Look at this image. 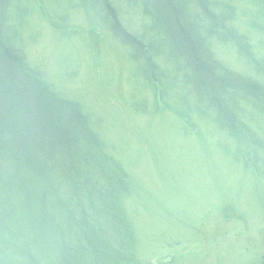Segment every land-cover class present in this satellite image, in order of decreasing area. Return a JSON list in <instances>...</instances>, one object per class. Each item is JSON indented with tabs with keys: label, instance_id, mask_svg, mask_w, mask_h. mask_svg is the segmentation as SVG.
Returning a JSON list of instances; mask_svg holds the SVG:
<instances>
[{
	"label": "rangeland",
	"instance_id": "1",
	"mask_svg": "<svg viewBox=\"0 0 264 264\" xmlns=\"http://www.w3.org/2000/svg\"><path fill=\"white\" fill-rule=\"evenodd\" d=\"M109 1L112 10L95 0L18 3L22 22L13 44L28 81H40L46 107L57 116L80 110L79 127L91 140L92 154L64 146L67 166L53 163L23 183L4 184L8 193L17 191L15 204L0 201L1 237L10 235L8 224L18 210L47 230L55 220L63 245L55 252L44 249L34 260L15 245L21 238L11 239L9 247L25 258L13 254L17 259L5 260L57 264L65 251L70 254L60 264H103L80 257L78 241L72 247L71 232L54 215L63 207L66 220H75L77 211L99 230V236L81 239L93 254L109 258L108 264H264V0H205L208 10L228 12L205 43L220 79L227 74L237 86L222 88L219 99L228 108L222 110L209 102L210 86L198 94L192 76L177 72L192 66L183 54L168 55L165 43L156 51L139 42L130 46L112 29L107 12L126 32L148 28L146 0ZM221 29L231 35L218 37ZM253 81L259 94L245 89ZM89 158L98 160L91 166L98 173L81 167ZM8 178L4 173L0 181ZM72 182L92 191L85 196L92 218L85 204L69 199L60 206L59 193ZM36 248L30 244L31 252Z\"/></svg>",
	"mask_w": 264,
	"mask_h": 264
},
{
	"label": "trees",
	"instance_id": "2",
	"mask_svg": "<svg viewBox=\"0 0 264 264\" xmlns=\"http://www.w3.org/2000/svg\"><path fill=\"white\" fill-rule=\"evenodd\" d=\"M19 1L20 0H0V176L4 173L9 176L4 182L3 180L0 181V201L6 203L12 200L13 204L16 203V199H13V194H15L17 188H15L16 191L13 192V194L8 193L5 190L6 185L4 184L9 180L15 181L18 179L23 183L26 176L36 173L37 171L41 172L44 168L52 166L53 163H56L58 166H63L65 162L62 158L66 157V153L61 150H63L64 146H79L81 147V149H79L81 153L89 152L92 154L90 148L92 144L90 142L91 140L89 141L86 130H80L79 127L80 124H83L81 123L83 115L80 110L74 107L70 112L57 116L51 105L48 104L50 107H46V97L42 89L43 85L41 86L40 81H37L38 84H32L28 81L29 74L22 63L20 53L13 44V42H16L17 37V35H15V31H17L16 25L22 22V12H18L19 14L16 12L21 5ZM95 1H97L99 5L102 3L103 7L112 10L109 0ZM146 1L148 2L150 10L149 14H146L150 19L148 28L144 27L142 32H136V34L126 32L120 23L112 20L116 18L115 14L107 12V17L109 18L110 16L109 20L112 29H114L116 33H119L118 35L121 39L130 43V46L138 47L136 43L139 42L144 46L147 44L149 48L156 51L159 48V44L165 43L168 45L169 51H166L168 55L173 54V56H177L179 53L183 54L182 56H184L185 59H189L192 66L191 68L187 65L186 67L177 68V72L192 76V82L196 87L193 86V88L195 90L197 89L198 94H201L205 85L210 86L213 94L212 98L208 99L209 102L215 104V107L221 110L226 109L227 106L219 99L222 88L227 87L226 91H228L229 87L235 89L237 86L234 82H231L227 74L225 80L222 78L220 79V75L216 71L217 67L212 62V56L205 43L210 36L209 33L215 31V29L217 30L216 23H221L223 16L228 17V12L223 11L222 14L221 12L217 14L214 8L208 10L206 8L208 2L205 0ZM13 5L16 6L14 10L11 9ZM147 6L145 12L148 11ZM9 10L11 12H9ZM220 31L218 37L225 36V38H228V35H231L230 32H226L225 29L224 31L222 29ZM152 41H154V43H152ZM139 51L140 55L143 54V50ZM245 89L250 91L252 89V93L256 95V92L259 94L257 90L260 89V86L259 83L253 81L252 85L246 86ZM186 90L189 94L188 89ZM204 92L206 93L205 90ZM230 93L232 95L231 91ZM210 94L207 92V95L211 96ZM262 94L264 95V93ZM224 113L227 114V111L225 110ZM225 116L227 117L228 115ZM32 136L34 138H32ZM59 153L61 154L59 155ZM87 162L88 161L79 163L84 170L88 169L87 171L98 173L93 167L91 168L93 164H97L98 160H94L92 161L93 163H90L91 159L89 158V163ZM65 166L67 165L65 164L63 167ZM102 183L103 186L107 187L106 181H102ZM26 184H29L28 179L26 180ZM35 185H37L38 188L41 186L38 182H35ZM16 187L20 188L18 185ZM38 188H36L37 192L39 191ZM64 188L66 190L59 193V197H61L58 198V200H60V206L69 199L77 202L75 206L85 204L84 209L86 212H89L88 217L92 218L93 215L89 211L90 205L88 206L90 203H88L85 197L86 195L91 197L93 194H91L92 191L84 190L86 188L85 185L75 184L74 182L66 185ZM108 189L110 191L114 189L113 191L117 192V188L114 186L107 187L106 190ZM4 192L6 193L4 194ZM24 196H28V194H19V197L22 199ZM96 197L97 195L95 198ZM62 210L63 207H60L59 211L54 213V215H60L62 226H67L68 231L71 232L69 234V242L72 243V247L77 249V243L79 242L82 244V250L78 251L77 254L80 257H86L87 262L89 259L95 260L99 258L97 260H100L103 264H108L110 259L98 253L99 251L97 250H100V248H96L98 255H95L90 251V244L83 242L81 239L82 237L90 236L91 240L96 235L99 236V233H97L99 230L95 232V230L90 228L92 225L84 221L82 219L83 216L77 213V211H73V213H75L73 215L75 220H66L69 214L64 213ZM98 210L100 211L101 209L98 207ZM38 213L44 215L43 212L39 211ZM20 215L21 214H19L17 210L14 215L15 219L9 222L8 228L11 233L6 239H4V236L1 237L0 234V246H4L1 248L0 260L7 259L8 262H12V256L16 259L17 255L24 257L23 254L20 255L17 251L15 252L9 247L11 239L14 241L20 240L21 238L22 243L15 242V245L21 250L28 251L30 255L33 256L34 260L36 257H41L43 255L44 249H48L49 252L51 250L55 252L57 248L59 250L62 248L63 245L56 231L57 222L55 220H52L55 222V227L53 226L51 229L47 230V228L45 229L41 226L34 225L36 224V220L33 215L32 217L31 214L28 216ZM17 219H19L18 224L14 223ZM102 223L104 224V222ZM53 233H55L54 236H52ZM45 234L47 237H51V239H42V235ZM12 244H14V242ZM30 244L37 245L38 248H36L34 252H31ZM63 254L69 256L70 253L68 254L64 251L62 255L57 256V264H60L59 261L61 262V258L62 261L66 259L63 257ZM82 259L83 258H80L79 263L82 262ZM5 264H8L6 260ZM24 264L31 263L26 258ZM39 264H42V262Z\"/></svg>",
	"mask_w": 264,
	"mask_h": 264
}]
</instances>
